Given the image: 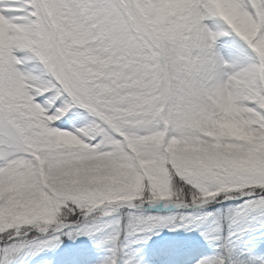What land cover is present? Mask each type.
<instances>
[{
  "label": "snow or ice",
  "instance_id": "obj_1",
  "mask_svg": "<svg viewBox=\"0 0 264 264\" xmlns=\"http://www.w3.org/2000/svg\"><path fill=\"white\" fill-rule=\"evenodd\" d=\"M164 229L264 264V0H0V264Z\"/></svg>",
  "mask_w": 264,
  "mask_h": 264
},
{
  "label": "rangeland",
  "instance_id": "obj_2",
  "mask_svg": "<svg viewBox=\"0 0 264 264\" xmlns=\"http://www.w3.org/2000/svg\"><path fill=\"white\" fill-rule=\"evenodd\" d=\"M223 40V37H218L215 49L222 56H226L222 47ZM162 204L163 201L151 211H161ZM251 235L255 238L256 251L264 252V238L261 237V233ZM245 240L247 241L248 237H245ZM179 242L183 244H178ZM179 246L185 249L181 251ZM138 248L137 258L141 264H188L189 259L198 258V254L208 251L207 244L198 231L187 232L183 229L176 232L164 229L146 244L138 245ZM105 255L106 250L88 236H80L75 240L65 237L55 248H44L34 254L17 255L14 264H100Z\"/></svg>",
  "mask_w": 264,
  "mask_h": 264
},
{
  "label": "bare ground",
  "instance_id": "obj_3",
  "mask_svg": "<svg viewBox=\"0 0 264 264\" xmlns=\"http://www.w3.org/2000/svg\"><path fill=\"white\" fill-rule=\"evenodd\" d=\"M178 244H183V243H180V242H179ZM179 249H181V251H182V250H184V249H185V247H183V246H182V247H181V246H179ZM198 250H199V249H197V251H198ZM185 252H186V250H185Z\"/></svg>",
  "mask_w": 264,
  "mask_h": 264
}]
</instances>
